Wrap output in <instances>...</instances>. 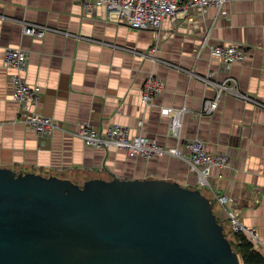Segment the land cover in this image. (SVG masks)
<instances>
[{"label": "crops", "instance_id": "0c3cea01", "mask_svg": "<svg viewBox=\"0 0 264 264\" xmlns=\"http://www.w3.org/2000/svg\"><path fill=\"white\" fill-rule=\"evenodd\" d=\"M223 9L226 18L213 6L204 15L166 17L156 35L106 20L103 7L87 15L78 0H0V168L78 184L114 177L170 181L199 190L221 224L225 210L207 187L198 185L185 161L169 155L129 158L123 150L86 146L74 134L81 123H90L102 132L121 125L134 135L143 121L141 130L148 137L176 146L159 107L186 106L183 138L200 136L210 153L229 156L230 168L214 167L210 182L234 199L237 219L255 229V248L264 255V0H227ZM21 22L49 30L42 37L23 35ZM208 31V45L202 47ZM156 41L155 59L148 51ZM219 43L244 45L247 53L226 70L210 54L209 46ZM20 46L28 53L23 77L40 90L36 111L61 127L49 136L26 128L12 99L7 77L13 71L4 53ZM150 72L164 81V90L153 106L144 107L141 87ZM228 77L248 99L224 94L213 113L198 116L203 100L216 93L208 81ZM180 149L185 151L183 145Z\"/></svg>", "mask_w": 264, "mask_h": 264}, {"label": "water", "instance_id": "95a60500", "mask_svg": "<svg viewBox=\"0 0 264 264\" xmlns=\"http://www.w3.org/2000/svg\"><path fill=\"white\" fill-rule=\"evenodd\" d=\"M0 264H243L199 190L0 168Z\"/></svg>", "mask_w": 264, "mask_h": 264}, {"label": "built area", "instance_id": "2783aa9c", "mask_svg": "<svg viewBox=\"0 0 264 264\" xmlns=\"http://www.w3.org/2000/svg\"><path fill=\"white\" fill-rule=\"evenodd\" d=\"M87 15L94 12L95 7H103L105 18L108 21L122 23L133 30H151L158 35L162 21L169 16L181 15L184 18L190 17L193 13L204 15L209 7H215L217 14L222 18L227 17L223 6L227 0H78ZM22 34L42 37L48 28L22 22ZM210 31L203 37L201 46L208 45ZM158 41V39H157ZM155 42L149 49L148 54L156 57L158 42ZM210 54L221 60L227 70L229 67L242 60L246 55L243 45L216 44L209 46ZM28 53L22 47L7 48L4 53V63L13 72L8 75L7 82L12 89V99L18 104L19 120L24 126L39 136H49L56 128H61L59 123L52 117L40 114L36 107L40 102V90L37 86H30L26 83L23 73L27 69ZM156 59V58H155ZM203 81L207 79L198 76ZM216 88L215 96L212 99L205 98L201 110L197 114L205 115L213 113L220 98L224 94H231L236 97L248 99L237 87L236 80L228 77L221 83L208 81ZM164 90V81L150 72L141 87L140 102L144 107L153 106L154 99ZM189 110L186 106L180 108L172 106H160L159 113L167 119L168 135L176 141V146L167 147L159 144L155 139L148 137L141 127L143 121H139L140 130L137 134L130 135L128 128L113 124L104 132L96 130L90 123H81L79 129L74 132L86 146L95 148H115L123 150L129 158L151 159L163 155L178 157L185 161L189 171L196 175L200 186L207 187L212 197L221 208L225 210L226 219L234 233H244L251 242L258 244L259 239L255 229L245 227L237 219L235 210L232 208L234 199L226 194L216 191L210 182L211 170L214 167L230 168V159L226 153H210L206 149L205 140L194 137L185 140L182 136L184 117ZM183 145L185 151L180 149Z\"/></svg>", "mask_w": 264, "mask_h": 264}, {"label": "trees", "instance_id": "16d2710c", "mask_svg": "<svg viewBox=\"0 0 264 264\" xmlns=\"http://www.w3.org/2000/svg\"><path fill=\"white\" fill-rule=\"evenodd\" d=\"M231 233L233 240L229 241L234 251L241 257L243 264H264V255L255 248L254 243L244 233L233 231Z\"/></svg>", "mask_w": 264, "mask_h": 264}, {"label": "rangeland", "instance_id": "374dc122", "mask_svg": "<svg viewBox=\"0 0 264 264\" xmlns=\"http://www.w3.org/2000/svg\"><path fill=\"white\" fill-rule=\"evenodd\" d=\"M79 184H83V182L81 183H79ZM219 219V221L221 222V224H222V227H223V231L225 232V234H226V237L229 239V240H233V237H232V233H231V227H230V225H229V222L225 219V221L224 220H221L220 218H218Z\"/></svg>", "mask_w": 264, "mask_h": 264}, {"label": "bare ground", "instance_id": "6f19581e", "mask_svg": "<svg viewBox=\"0 0 264 264\" xmlns=\"http://www.w3.org/2000/svg\"><path fill=\"white\" fill-rule=\"evenodd\" d=\"M21 23H22V22H21ZM26 23H28V22H26ZM243 46H244V45H243ZM244 47H245V46H244ZM245 49H246V47H245ZM246 52H247V51H246ZM191 173H192V172H191ZM197 183H198V182H197ZM198 185H199V184H198ZM252 243H253V242H252ZM254 245L256 246V245H258V244H255V243H254Z\"/></svg>", "mask_w": 264, "mask_h": 264}]
</instances>
